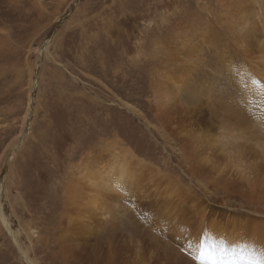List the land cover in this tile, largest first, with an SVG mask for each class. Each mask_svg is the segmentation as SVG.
<instances>
[{
	"label": "bare ground",
	"instance_id": "1",
	"mask_svg": "<svg viewBox=\"0 0 264 264\" xmlns=\"http://www.w3.org/2000/svg\"><path fill=\"white\" fill-rule=\"evenodd\" d=\"M21 1L9 0L10 6L17 11ZM199 1L205 8L206 1ZM219 1L225 11L221 26L230 32L227 43L213 31L212 23L200 27L193 38L164 39L174 45L167 59L171 64L150 77L153 96H146L151 104L149 117L156 124L136 105L124 103L154 127L156 139L166 149L169 140L177 144L176 148L170 143L178 149L186 171L206 195L216 192L210 200L217 205L208 204L191 184L169 172L170 159L161 144L147 140L132 145L115 134L99 147L87 145V150L75 152L64 181L48 174V179L54 178L45 189L52 192L44 199L50 201L52 195L55 199L44 203L50 214L44 218L43 230L39 228L43 207L39 205L34 217L28 205L29 183L12 178V186L8 184L6 196L21 229L15 230L1 200L0 226L17 246L21 247L22 232H27L32 247L46 253L42 262H36L29 251H22L29 264H264V0ZM33 3L41 17L46 4ZM4 9L1 4L0 11ZM157 23L155 27L162 28ZM12 35L0 26V59ZM160 38L153 40L155 46H159L156 41L162 42ZM202 43H210L213 61H202L201 54V63L210 66L216 78L225 79L227 87L222 85V93H217L204 85V95L184 94L187 86L201 87L192 79L190 59ZM135 73L121 74L127 81L137 77ZM26 116L27 110L21 118L22 134ZM25 145L20 153L27 149ZM13 168L18 176L19 169L15 164ZM35 219L38 222L33 223Z\"/></svg>",
	"mask_w": 264,
	"mask_h": 264
},
{
	"label": "rangeland",
	"instance_id": "2",
	"mask_svg": "<svg viewBox=\"0 0 264 264\" xmlns=\"http://www.w3.org/2000/svg\"><path fill=\"white\" fill-rule=\"evenodd\" d=\"M43 1L47 7L40 17L33 0H22L17 11L9 0H0L5 8L0 11V26L13 33L9 48L4 49L5 56L0 59V200L15 230L21 229V224L13 213L11 199L6 196L8 184L12 186V178L13 182L22 178L29 183L28 205L34 217L37 209L43 207L41 211L44 214L40 213L42 220L39 224L43 230L44 218L50 214L44 205L48 199L44 197L52 192L50 189L46 192L45 188L51 179L56 176L59 182L64 181L75 152L87 150V145L99 147L98 144L107 142L115 134L126 138L132 145L144 144L147 140L161 144L170 159L169 172L180 176L208 204L216 206L217 203L210 200L216 192L213 190L215 193L210 197L206 195L186 171L178 149L175 150L170 143L176 148L177 144L169 140L167 150L164 142L156 139L154 127L136 117L124 103L136 105L146 119L156 124L149 117L151 104L146 96H153L150 77L157 76L164 70L161 67L171 64L167 59L169 48L174 49V45L165 41L166 36L175 42L181 36L193 38L202 27L212 23L216 28L213 31L227 43L230 32H224L221 26V14L225 12L221 2L204 0L207 4L204 8L200 1L197 4L198 0ZM28 11L31 12L28 17L22 16ZM156 23L162 28L157 29ZM159 38L162 42L156 41L159 46H155L153 40ZM210 43L196 47L195 56L190 59L192 79L201 87L187 86L182 93L204 95V85L222 93L227 87L225 79L216 78L210 66L201 63V54L202 61H213L208 47ZM145 70L142 75L135 73ZM122 71L135 73L137 77L125 81ZM26 110L28 118L26 116L22 134L21 118ZM16 136L19 139L15 142ZM23 143L27 149L20 153ZM14 164L16 170L19 169L18 176L14 173ZM49 173L54 174L50 180ZM12 196H16L13 189ZM50 198L52 201L48 200V204L55 199L54 195ZM17 208L23 215L19 201ZM26 233L21 234L20 247L6 228L0 226V264H29L22 251H29L34 261L42 262L45 251L32 247Z\"/></svg>",
	"mask_w": 264,
	"mask_h": 264
}]
</instances>
